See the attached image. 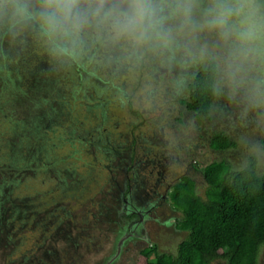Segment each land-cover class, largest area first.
Returning <instances> with one entry per match:
<instances>
[{"label": "rangeland", "instance_id": "1", "mask_svg": "<svg viewBox=\"0 0 264 264\" xmlns=\"http://www.w3.org/2000/svg\"><path fill=\"white\" fill-rule=\"evenodd\" d=\"M47 68L35 46L0 41V264H138L144 249L149 260L153 250L174 254L187 232L168 198L173 185L189 176L204 197L206 165L245 168L242 138L252 127L192 126L185 104L149 103L143 73L84 74L77 91L73 72ZM216 132L233 146L216 149ZM255 171L264 174V158Z\"/></svg>", "mask_w": 264, "mask_h": 264}, {"label": "clouds", "instance_id": "2", "mask_svg": "<svg viewBox=\"0 0 264 264\" xmlns=\"http://www.w3.org/2000/svg\"><path fill=\"white\" fill-rule=\"evenodd\" d=\"M5 39L35 46L51 74L143 73L150 104L195 97L192 126H251L242 144L264 158V0H0Z\"/></svg>", "mask_w": 264, "mask_h": 264}, {"label": "trees", "instance_id": "3", "mask_svg": "<svg viewBox=\"0 0 264 264\" xmlns=\"http://www.w3.org/2000/svg\"><path fill=\"white\" fill-rule=\"evenodd\" d=\"M71 72L77 76L79 91L81 75H88L77 69ZM180 102L194 114L199 107L195 97ZM211 140L219 150L233 146L223 132L214 133ZM203 173L204 197L197 194L195 181L186 175L175 182L169 194L172 207L181 212L178 227L187 232L176 252L163 254L153 250L154 259L149 260L148 249H144V260L138 264H211L215 260L224 264H257L264 244V174H256L251 157L241 170L230 172L224 162H212Z\"/></svg>", "mask_w": 264, "mask_h": 264}]
</instances>
